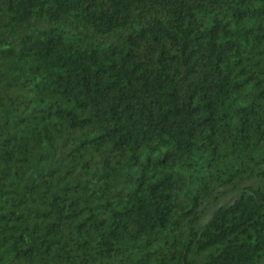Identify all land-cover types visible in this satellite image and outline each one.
Masks as SVG:
<instances>
[{"label":"trees","instance_id":"obj_1","mask_svg":"<svg viewBox=\"0 0 264 264\" xmlns=\"http://www.w3.org/2000/svg\"><path fill=\"white\" fill-rule=\"evenodd\" d=\"M0 264H264V0H0Z\"/></svg>","mask_w":264,"mask_h":264},{"label":"water","instance_id":"obj_2","mask_svg":"<svg viewBox=\"0 0 264 264\" xmlns=\"http://www.w3.org/2000/svg\"><path fill=\"white\" fill-rule=\"evenodd\" d=\"M227 203H228V200H225V201H223L221 204H220V206L217 208V209H215L208 217H207V222L208 221H210L214 216H215V214L217 213V212H219L221 209H223L226 205H227Z\"/></svg>","mask_w":264,"mask_h":264}]
</instances>
